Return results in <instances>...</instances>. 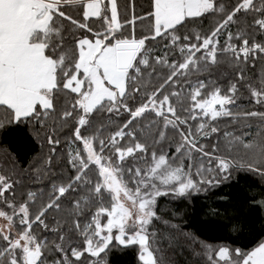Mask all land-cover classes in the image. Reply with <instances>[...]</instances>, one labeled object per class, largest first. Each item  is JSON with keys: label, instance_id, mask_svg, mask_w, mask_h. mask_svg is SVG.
<instances>
[{"label": "snow or ice", "instance_id": "obj_1", "mask_svg": "<svg viewBox=\"0 0 264 264\" xmlns=\"http://www.w3.org/2000/svg\"><path fill=\"white\" fill-rule=\"evenodd\" d=\"M257 64L264 0H0V264H264Z\"/></svg>", "mask_w": 264, "mask_h": 264}, {"label": "trees", "instance_id": "obj_2", "mask_svg": "<svg viewBox=\"0 0 264 264\" xmlns=\"http://www.w3.org/2000/svg\"><path fill=\"white\" fill-rule=\"evenodd\" d=\"M264 70V65L257 64L256 66L249 65V76L258 77L261 71ZM233 71L232 68L228 67L226 64L220 66H213L210 68L209 73L205 74L206 78L216 79L220 83H226L229 74ZM221 128L224 127L223 124L220 125ZM2 139V138H0ZM8 143L11 145L12 149L20 154H24L29 151L30 145L23 138H8ZM36 150L39 151V146H36ZM251 182V178L249 181ZM245 184V178L240 177L239 183L236 178H233L231 181L225 183L222 187V191L226 194H239V190ZM163 203V199H162ZM199 201L195 204L191 202L179 203L176 201H169L164 204V207L167 209L163 215L167 218L170 217L175 211L179 216H183L185 221H193L195 219V214L199 210ZM170 258L174 261V264H191L192 257L188 254L187 251H182L181 249H176L169 253ZM131 256L125 252L115 251L111 256V264H131Z\"/></svg>", "mask_w": 264, "mask_h": 264}]
</instances>
